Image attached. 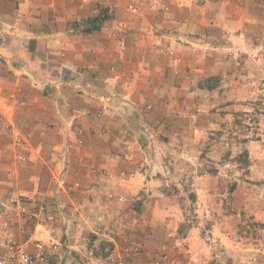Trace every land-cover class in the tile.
<instances>
[{"label":"crops","instance_id":"obj_1","mask_svg":"<svg viewBox=\"0 0 264 264\" xmlns=\"http://www.w3.org/2000/svg\"><path fill=\"white\" fill-rule=\"evenodd\" d=\"M218 27L228 48L263 60L264 0H0V197L25 195L58 216V264H164L184 215L164 195L184 182L164 156L194 163L201 147V95L217 89L202 81L225 72L218 55L235 59L217 49ZM248 63L225 68L230 99L264 73ZM185 164L177 170L193 172ZM122 169L136 177L120 179ZM50 235L39 227L34 238Z\"/></svg>","mask_w":264,"mask_h":264},{"label":"rangeland","instance_id":"obj_2","mask_svg":"<svg viewBox=\"0 0 264 264\" xmlns=\"http://www.w3.org/2000/svg\"><path fill=\"white\" fill-rule=\"evenodd\" d=\"M108 16V11L102 13L103 18ZM86 28L82 30L85 32ZM224 32L218 27L214 40L217 49L235 58L234 64L227 65L225 55H218V67L225 72L202 81L203 86L217 89L209 95H201L205 100L199 107L202 110L200 124L209 127L205 128L194 163L186 155L171 154L169 159L164 156V166L169 164L167 161H172L170 166L178 173L175 182L181 181L180 178L184 180L180 185L164 186V195L181 200L184 214L175 234L164 240V264H264V73L258 78L253 74L256 84L249 85L247 91H236V98L227 97L229 91L223 87L229 78L225 68H240L242 63L246 66L248 60H244V56L247 55L253 61L248 63L252 68L249 70L253 71V63L264 66V58L261 61L257 55L251 56L239 46L228 48L231 41ZM18 137L14 140L16 147L25 143ZM251 143L257 147L253 149ZM124 145L126 147L127 143ZM185 162V167H194L193 172L177 170ZM150 163L154 168L158 166V160ZM108 173L105 168L101 176L107 177ZM182 173L185 177L180 176ZM117 177L132 179L136 172L122 169ZM195 179L200 180L197 186L192 185ZM199 195L203 199L196 205ZM6 199L0 197V221L1 216L9 215L16 220V201H32L25 195L8 202L4 201ZM30 211L33 210L30 208ZM28 227L31 230V222Z\"/></svg>","mask_w":264,"mask_h":264},{"label":"built area","instance_id":"obj_3","mask_svg":"<svg viewBox=\"0 0 264 264\" xmlns=\"http://www.w3.org/2000/svg\"><path fill=\"white\" fill-rule=\"evenodd\" d=\"M136 11L134 6L130 8ZM127 24H121V29H127ZM96 192L97 188H92ZM16 220L13 215L1 216L0 224V264H58L61 244L53 239L58 223L55 213L30 211L23 201H16ZM28 222L32 228L29 230ZM46 228L51 239H35L39 228ZM101 231V228L98 230ZM23 236H28L23 239Z\"/></svg>","mask_w":264,"mask_h":264},{"label":"trees","instance_id":"obj_4","mask_svg":"<svg viewBox=\"0 0 264 264\" xmlns=\"http://www.w3.org/2000/svg\"><path fill=\"white\" fill-rule=\"evenodd\" d=\"M106 18L102 17H96V18H91L87 21V28L86 32H90L93 30H97L99 28V25L105 20Z\"/></svg>","mask_w":264,"mask_h":264}]
</instances>
